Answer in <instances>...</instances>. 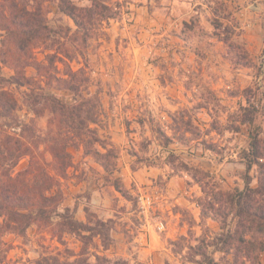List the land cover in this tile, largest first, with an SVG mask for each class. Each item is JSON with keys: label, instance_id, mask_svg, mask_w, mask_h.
I'll use <instances>...</instances> for the list:
<instances>
[{"label": "rangeland", "instance_id": "obj_1", "mask_svg": "<svg viewBox=\"0 0 264 264\" xmlns=\"http://www.w3.org/2000/svg\"><path fill=\"white\" fill-rule=\"evenodd\" d=\"M72 1L90 7L94 0ZM97 1L115 14L83 29L59 11L60 0H39L62 34L30 46L31 86L4 80L14 70L0 51V91L15 96L20 123L0 131L31 128L25 136L40 144L43 168L55 180L46 194L56 198L49 217L23 232L4 226L0 215V264H233L229 235L238 218L228 195L245 187L251 129L264 140V0ZM226 27L250 65L229 52ZM6 37L0 26V49ZM56 54L48 64L47 55ZM36 63L50 65L53 76L74 75L80 91L48 79ZM24 91L86 104L73 124L43 103L36 113ZM249 101L258 108L253 125L241 121ZM50 141L67 147L62 172ZM29 161L21 156L12 175ZM250 176L257 187V164ZM67 210L96 231L62 230ZM97 221L107 224L102 234ZM260 259L264 264V252Z\"/></svg>", "mask_w": 264, "mask_h": 264}, {"label": "trees", "instance_id": "obj_2", "mask_svg": "<svg viewBox=\"0 0 264 264\" xmlns=\"http://www.w3.org/2000/svg\"><path fill=\"white\" fill-rule=\"evenodd\" d=\"M30 8V0H0V26L7 31V37L3 39L1 45V58L5 63H9L14 70V74L5 79L18 87L31 86L30 78L27 76L25 68L29 66L33 59L29 48L45 44L53 33L62 34L47 23L39 0H33ZM59 11L70 16L76 24L86 29V24L93 19H105L113 17L115 11L97 0L93 1L90 7H79L72 0H60ZM222 33L225 34L224 41L228 45L229 52L235 55L236 62L241 65H250L245 51L239 50V46L232 40L231 31L226 27ZM38 44V45H37ZM13 54H9V51ZM58 52V51H57ZM56 55H47L48 64L55 62ZM264 65V49H263ZM36 69L43 72L49 79L59 82L63 88L78 93L80 85L71 78L64 79L53 76L49 73L50 65L36 63ZM41 97L32 91H24L23 96L27 102L33 106V110L38 113L39 105L44 104L52 113H58L70 121H76L81 117L82 109L86 103L67 104L59 100L55 95H45ZM249 105L242 107L241 121L253 125L256 119L258 108L248 102ZM17 100L12 92L0 91V128L16 127L20 123L15 117ZM21 133H10L6 129L0 131V215L4 217V226L23 232L33 221L39 218H48L51 211L48 206H52L56 200L55 196L47 195L46 192L54 186V177L47 175L41 161L39 145L28 143L25 131L31 129L21 124ZM249 148L244 155L247 163V173L244 177V189H237L228 195V201L233 207L238 218L235 232L229 238L235 241V256L233 264H263L260 255L264 252V162L259 161V157L264 154V140L261 139L258 130L251 129L249 133ZM49 150L55 161V167L61 172L69 165V153L67 147L59 142L50 141ZM29 155L28 167L12 175L11 170L23 155ZM43 158V157H42ZM254 164L259 166V185L251 186L250 171ZM105 168L109 169V164L104 162ZM29 177L39 180V185H30ZM65 214H60L62 218V230L79 233L82 230L96 231L95 227L85 225L77 221L67 210ZM97 225L102 227L107 224L97 221ZM260 237V238H259ZM229 241H225V243ZM227 243V244H228ZM200 247V246H199ZM198 247V248H199ZM197 248V249H198ZM193 249V247H191ZM200 249V248H199ZM201 254L206 255L205 252ZM241 258H245L242 259ZM229 262V261H228ZM207 264H215L214 259L207 261Z\"/></svg>", "mask_w": 264, "mask_h": 264}, {"label": "built area", "instance_id": "obj_3", "mask_svg": "<svg viewBox=\"0 0 264 264\" xmlns=\"http://www.w3.org/2000/svg\"><path fill=\"white\" fill-rule=\"evenodd\" d=\"M161 227H164V224L163 223L161 224Z\"/></svg>", "mask_w": 264, "mask_h": 264}]
</instances>
